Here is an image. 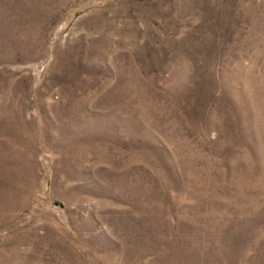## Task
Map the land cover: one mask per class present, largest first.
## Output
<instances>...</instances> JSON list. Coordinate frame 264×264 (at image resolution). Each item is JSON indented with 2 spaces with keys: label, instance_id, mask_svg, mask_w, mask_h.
Segmentation results:
<instances>
[{
  "label": "rangeland",
  "instance_id": "rangeland-1",
  "mask_svg": "<svg viewBox=\"0 0 264 264\" xmlns=\"http://www.w3.org/2000/svg\"><path fill=\"white\" fill-rule=\"evenodd\" d=\"M0 264H264V0H0Z\"/></svg>",
  "mask_w": 264,
  "mask_h": 264
}]
</instances>
